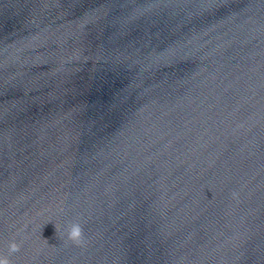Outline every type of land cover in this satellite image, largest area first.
Here are the masks:
<instances>
[{
  "label": "clouds",
  "instance_id": "obj_1",
  "mask_svg": "<svg viewBox=\"0 0 264 264\" xmlns=\"http://www.w3.org/2000/svg\"><path fill=\"white\" fill-rule=\"evenodd\" d=\"M236 193H233V197H236ZM67 240L75 245H82L84 243L83 228L79 222L74 223L67 234ZM21 249V243L16 240H12L8 243L9 255L19 252ZM0 264H13L12 260L8 256L0 255Z\"/></svg>",
  "mask_w": 264,
  "mask_h": 264
}]
</instances>
